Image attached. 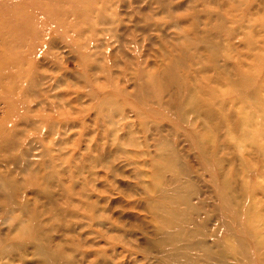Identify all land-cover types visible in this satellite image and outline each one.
<instances>
[{"label": "rangeland", "instance_id": "obj_1", "mask_svg": "<svg viewBox=\"0 0 264 264\" xmlns=\"http://www.w3.org/2000/svg\"><path fill=\"white\" fill-rule=\"evenodd\" d=\"M0 264H264V0H0Z\"/></svg>", "mask_w": 264, "mask_h": 264}]
</instances>
